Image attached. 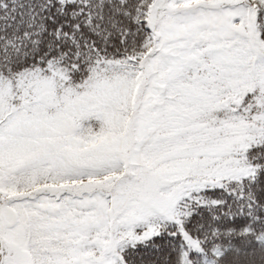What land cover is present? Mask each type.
<instances>
[{
    "label": "snow or ice",
    "instance_id": "snow-or-ice-1",
    "mask_svg": "<svg viewBox=\"0 0 264 264\" xmlns=\"http://www.w3.org/2000/svg\"><path fill=\"white\" fill-rule=\"evenodd\" d=\"M0 264H264V0H0Z\"/></svg>",
    "mask_w": 264,
    "mask_h": 264
}]
</instances>
